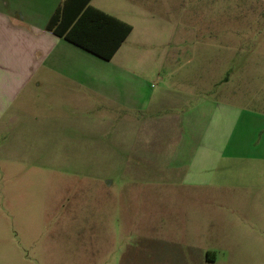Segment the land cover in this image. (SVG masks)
Instances as JSON below:
<instances>
[{
    "label": "rangeland",
    "instance_id": "1",
    "mask_svg": "<svg viewBox=\"0 0 264 264\" xmlns=\"http://www.w3.org/2000/svg\"><path fill=\"white\" fill-rule=\"evenodd\" d=\"M147 8L157 44L130 39L120 52L168 54L154 83L242 109L245 156L192 173L194 150L217 140H186L160 117L183 107L165 101L141 125L105 104L93 135L85 126L80 139L10 142L0 148V264H264V0Z\"/></svg>",
    "mask_w": 264,
    "mask_h": 264
},
{
    "label": "crops",
    "instance_id": "2",
    "mask_svg": "<svg viewBox=\"0 0 264 264\" xmlns=\"http://www.w3.org/2000/svg\"><path fill=\"white\" fill-rule=\"evenodd\" d=\"M62 1L0 0L1 149L15 141L63 140V135H78L73 138L80 139L85 126H90L92 134V126L96 131L100 124L99 109L105 104L121 107L128 115L139 114L137 119L125 118L124 124L141 125L154 118L165 101L183 107L160 117L184 126L186 140H217L214 148L201 150L199 144L194 150L192 163L198 167L191 169L192 173L205 171L201 164L208 159L217 166L223 157L245 156L237 149L236 136L242 109L214 102L206 93L187 92L168 82L154 83L155 77L162 78L168 54L120 52L130 39L138 44H157L148 39L146 28L155 19L147 7L157 0L88 1L90 6L131 25L109 60L46 29ZM231 141L234 149L227 151Z\"/></svg>",
    "mask_w": 264,
    "mask_h": 264
},
{
    "label": "trees",
    "instance_id": "3",
    "mask_svg": "<svg viewBox=\"0 0 264 264\" xmlns=\"http://www.w3.org/2000/svg\"><path fill=\"white\" fill-rule=\"evenodd\" d=\"M63 0L46 29L69 42L109 60L131 31V25L88 4Z\"/></svg>",
    "mask_w": 264,
    "mask_h": 264
}]
</instances>
